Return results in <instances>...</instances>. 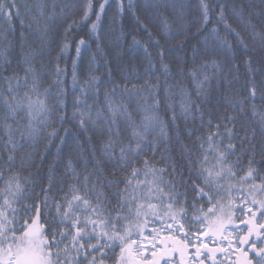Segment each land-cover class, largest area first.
Masks as SVG:
<instances>
[{
    "label": "snow or ice",
    "instance_id": "6c2138e0",
    "mask_svg": "<svg viewBox=\"0 0 264 264\" xmlns=\"http://www.w3.org/2000/svg\"><path fill=\"white\" fill-rule=\"evenodd\" d=\"M108 4L109 0H83L81 3L64 0L63 3H53L51 10L43 0L33 7L25 4L26 13H37L31 16L32 22L27 28L32 30L33 23L36 25V31L42 37L39 51L23 55L20 71H9L11 61L8 54L0 52L3 61L0 65V86H3L0 88V108L4 109L0 113V131L3 133L0 146L7 153L6 161L0 154V163L5 165L0 167V180L3 181L0 185V264H105L109 259L106 250L115 247H119V255H113V264H205L207 260L218 259L216 252L224 253L225 258L239 252L242 257L239 264H264V176L251 166L257 147L254 130L251 136L249 129L243 126L236 131L237 117L221 116L214 130L206 137L197 136L191 141V147L180 140L177 130L180 158L173 157L166 148L157 161V140L149 139V136L150 129L157 127L162 135L165 134V123L159 115L158 81H146L136 89L138 93L147 92L150 98L137 122L123 99L118 101L116 98L121 90L132 94L127 85L112 81L111 88H105L101 93V77L90 73L83 82L78 80L77 62L82 48L90 49L95 43L96 53L103 54L100 25ZM168 7L167 0H156L154 4L159 13ZM196 7L205 29L213 22V17L215 24L222 26L224 37L217 27H213L208 30L206 40H216L221 54H231L226 55V60L234 63L236 55L227 35H233L241 47L249 48L240 32L227 22L226 9L231 7L235 13V5H212L208 0H198ZM117 8L122 15V3ZM57 9L59 16L72 14L65 26L61 54L69 49L68 33L74 27L82 25L89 29L88 38L79 39L75 47L70 116L68 93L62 79L67 76V70L60 67L59 55L54 64L55 95L52 85L43 86L45 65L37 68L32 63L44 55L46 41L43 37L49 31L48 21L57 18ZM16 19H20L22 28L25 27L16 0H0V21L8 24L9 31H15L13 21ZM41 21L45 22L42 29ZM136 25L146 34L147 39L143 42L146 52L149 44L161 49L158 55L167 75L169 70L163 64L159 39L140 17H136ZM197 30L201 31L200 28ZM24 39L21 32V40ZM251 40L253 44L259 41L264 50V31L258 33L253 28ZM132 44L138 46L141 41L133 35ZM243 62L249 75L246 99L254 101L260 90L255 74L260 73V85L264 87V71L254 69L251 59ZM211 66L222 68L217 60H213ZM207 80L205 75L204 81L197 82V89L203 90ZM166 88L169 91L165 93L164 107L171 109V120L175 125V109L167 103L172 98V91H179L182 97V112L189 113L194 105L182 85L173 86L166 82ZM77 89L79 95H76ZM261 96L264 98V91H261ZM90 98L92 104L88 103ZM240 107L243 111L244 100L240 101ZM252 108L253 115H257L254 103ZM259 117L260 135L264 137V112L259 113ZM121 120L131 133L127 143L121 135ZM56 121L61 125L75 122L85 133L87 149L85 143L77 138L81 149L79 164L83 171H77L76 162L69 156L64 165L65 175L70 178L67 191L61 189L63 195L60 199L49 201L53 187L51 181L55 178V166L50 165L49 183L47 187L40 185L43 199L39 203L34 199L28 204L25 202L26 194L34 192L30 188L34 181L31 173L21 179V171L14 167L16 152L26 143L35 147L40 138L49 142L58 138L63 144V138L58 136L55 127ZM207 123L211 128V116ZM90 127L98 134L96 144L88 135ZM191 135L189 132V137ZM260 148L264 158V142ZM146 149L152 153L151 157L147 156ZM237 152L252 153L249 168L243 175L234 171L235 166L230 163V157L236 156ZM85 155L89 158L86 159ZM158 164L162 166L157 167ZM24 167L25 160L21 158V168ZM105 189L115 190L114 207H106L109 197ZM21 208L23 214L20 213ZM156 222L160 223V229L155 227ZM241 224L242 228L239 227ZM149 225H152L150 230ZM209 243L213 247L209 248ZM132 245H137L135 257L131 255Z\"/></svg>",
    "mask_w": 264,
    "mask_h": 264
},
{
    "label": "trees",
    "instance_id": "16d2710c",
    "mask_svg": "<svg viewBox=\"0 0 264 264\" xmlns=\"http://www.w3.org/2000/svg\"><path fill=\"white\" fill-rule=\"evenodd\" d=\"M3 2H8V0H3ZM40 2L41 0H16V3L20 6L21 19L25 22L23 28L20 19L13 21L15 31H9L8 24L0 21V52H7L8 54V59L11 61L9 71L12 69L20 71L19 65L22 63L23 55L33 50L39 51L41 47L39 40L42 37L36 31V25L33 23L32 30L27 28V25L32 22L31 16H36L37 13L33 11L28 14L24 8L25 4L33 7ZM43 2L51 10L53 3H63L64 0H43ZM76 2L81 3L83 0H76ZM208 2L212 5L220 3L235 5V13L231 7L226 9L227 22L236 31L240 32L241 36L248 42L249 48L241 47L235 41L233 35H227V40L233 45V51L236 55L234 63L226 60V55L231 54H221L216 40H206L208 30L213 27L218 28L222 37L225 34L222 26L215 24L214 17L212 18L213 22L208 25L207 29L204 28L196 7L198 0H167L169 7L163 13L155 10L156 0H109L107 11L100 25V43L103 54L96 53L95 43L91 44L90 49L82 48L81 58L77 62L78 80L83 82L90 73L101 77V93L105 88H111L112 81L121 86L127 85L132 94L129 95L121 90L117 93L116 98L118 101L121 98L123 99L128 111L132 113L137 122L142 118L141 110L148 106L150 98L147 92L138 93L136 89H140L146 81H158L159 115L165 123V134L162 135L160 128L157 127L150 129L149 136V139L157 140L159 149L155 153L157 161L166 148L173 157L180 158L181 147L176 138L177 130L180 140L191 147V141H194L197 136L206 137L211 130H214L215 123L218 122L221 116H236V131H240L242 126L249 129L250 136L252 131H255L254 143L257 147L254 163L251 166L261 176H264V158H262L260 148L261 143L264 142V137L260 135L262 126L259 117V113L264 112V98L261 96L264 87L260 85L261 75L257 72L255 81L260 90L257 92L254 101L246 99L249 75L243 62L245 59H251L254 69L264 71V50L261 49L259 41L253 44L251 40L253 28L258 33L264 31V3H262V0H208ZM121 3L124 9L122 15L119 14L117 8V5ZM71 15V13H68L65 16H59V9H57V18L48 21L49 31L46 37H43L46 41L44 55L32 61L37 68H40L41 64L45 65L42 70L45 79L42 83L44 87L52 85V92L55 95L53 84L55 80L54 64L57 62L56 57L59 55L58 63L60 67L67 70V76L62 77V79L68 93L69 116L72 112V64L76 59L75 47L79 39L88 38L89 31L87 27L82 25L74 27L68 33L69 49L66 53L61 54L60 45L65 36V26L70 21ZM136 17H140L141 21L147 24L159 39L163 50V64L167 65L169 70L167 75L163 71L161 57L158 55L161 49L149 44L147 45V52L145 51L143 42L147 37L142 29L137 28ZM76 18L79 19V17ZM113 18H115V22H113ZM165 21L167 28L165 27ZM44 23V21L40 22L41 29ZM198 28L201 31L198 32ZM21 32L25 37L23 41L21 40ZM133 35L141 41V45L134 46L132 44ZM213 60L219 61L222 68L212 67L211 62ZM2 63L3 61L0 59V65ZM237 67L238 71L236 70ZM109 72L111 77H109ZM205 75L208 80L205 82L203 90H198L197 82L204 81ZM166 82L168 85L173 86L182 85L194 105L189 113L182 112V97L179 91H172V98L167 103L175 109L177 116L175 125L171 120V109H165L164 107L165 93L169 91L166 88ZM133 85H135V88H133ZM2 87L0 86V88ZM79 94V89H77L76 95ZM241 100H244L243 111L240 107ZM88 103H93L91 98ZM100 103L102 105L103 95L100 97ZM253 103L257 115H253ZM3 111L4 109L0 108V113ZM201 114L203 119H201ZM209 116L213 121L211 128L207 123ZM119 123L124 143H127L131 135L130 130L124 127L122 120ZM55 127L58 130V136L63 138V144L58 138L50 142L40 138L35 142V147L30 143H26L16 152L14 167L21 171V179L23 180L24 176H29L31 173L34 181L30 185L34 192L30 191L26 194L25 202L28 204H31L34 199L37 203L43 199L40 194V185L47 187L50 165L55 166V178L51 181L53 187L49 195V201L60 199L63 195L61 189L67 191L70 178L65 175L64 165L69 156L76 162L77 171H83L82 166L79 164L81 149L78 147L77 138H79V142L85 143V149H87L85 133L80 130L75 122L71 121L63 125L56 121ZM64 129L68 131L65 132ZM221 131H223V127ZM189 132L192 133L191 137H189ZM0 135H3L2 131H0ZM88 135L92 136L94 144L98 142V134L91 127ZM0 154L3 155L4 161H6L7 153L2 146H0ZM146 154L149 157L152 156V153L147 149ZM251 156V152H237L236 156L230 157V163L235 166L234 171L240 175L246 173ZM21 158L25 160L24 168H21ZM85 158L89 157L85 155ZM4 166L3 163H0V167ZM160 166L162 165H157V167ZM117 175H120V173H117ZM236 179H239V176ZM2 183L3 181L0 180V185ZM242 187L246 188L247 185ZM104 191L109 197L106 207H114L116 204L115 190L108 191V189H105ZM41 209L43 210V205H41ZM20 213L23 214L22 208ZM236 215L239 216L240 213L237 212ZM247 218L245 216V219ZM257 218H259V213H257ZM151 227L152 225H149V230ZM155 227L160 229V223L156 222ZM239 227L242 228L243 225L241 224ZM106 251L109 259L105 261V264H113L112 257L114 254L119 255V247L107 249ZM236 255L240 256V253L236 252ZM231 259L234 260L233 255ZM232 260H230V264H232ZM233 264H236V259Z\"/></svg>",
    "mask_w": 264,
    "mask_h": 264
},
{
    "label": "rangeland",
    "instance_id": "374dc122",
    "mask_svg": "<svg viewBox=\"0 0 264 264\" xmlns=\"http://www.w3.org/2000/svg\"><path fill=\"white\" fill-rule=\"evenodd\" d=\"M149 240H151V237L149 238ZM218 243V242H217ZM225 243H227L225 241ZM213 247V244L212 243H209V248ZM136 248H137V245H132L131 246V255L133 257L136 256ZM147 254V253H145ZM215 255L218 257L217 260L213 261V260H207L205 261V264H230V260L231 259V256H229L228 258H225V254L224 253H220V252H216ZM126 256H127V253H126ZM233 257H234V260L236 259V264H239V261L242 259L241 256H238L236 255V252L233 254ZM234 260L231 261V263L233 264L234 263Z\"/></svg>",
    "mask_w": 264,
    "mask_h": 264
}]
</instances>
